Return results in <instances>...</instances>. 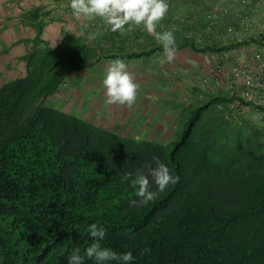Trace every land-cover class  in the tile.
<instances>
[{
	"label": "trees",
	"instance_id": "trees-1",
	"mask_svg": "<svg viewBox=\"0 0 264 264\" xmlns=\"http://www.w3.org/2000/svg\"><path fill=\"white\" fill-rule=\"evenodd\" d=\"M71 57L35 51L25 75L0 85V264H68L95 242L92 223L106 229L101 246L132 251L135 264H264V143L218 108L229 95L193 107L167 144L137 139L39 101ZM157 163L178 182L142 205L133 180Z\"/></svg>",
	"mask_w": 264,
	"mask_h": 264
},
{
	"label": "rangeland",
	"instance_id": "rangeland-1",
	"mask_svg": "<svg viewBox=\"0 0 264 264\" xmlns=\"http://www.w3.org/2000/svg\"><path fill=\"white\" fill-rule=\"evenodd\" d=\"M51 1L50 9L40 19H35L33 12L25 16L33 21L25 28L13 24L9 26L13 28L11 42H0V85L27 73L26 57L30 53L53 48L58 50L62 61L71 54L74 61L70 73L54 93L41 97L39 101L123 135L145 139L140 137L143 136L141 132H145V136L161 139L159 143L164 144L176 137L181 122L193 107L218 94L207 92L205 82L199 78L186 77L179 51L175 53L178 54L176 72H171L169 68L176 57L168 62L162 45L142 24L132 25L131 28L126 26L123 33L112 32L100 18L89 20L74 15L69 0ZM230 1L167 0L169 11L157 31L173 30L177 44L187 38L194 40L198 47L220 48L196 51L206 55V59L213 63L211 54L227 51L231 48L225 47L232 44L256 40V28L245 29L233 20L232 15L220 16L219 8L229 6ZM261 5L256 18L264 11ZM233 24L237 25V33L227 30L228 25ZM146 52L149 53L144 54ZM116 58L126 62L127 70L138 84L137 98L131 106L107 103L102 81L106 69ZM226 94L229 95V92ZM224 101L220 100L217 106L229 121L241 127L240 134L245 139L264 143V131L259 127L263 125L243 117H228L229 101ZM144 106L149 110L146 115L151 111L159 115L156 118L143 117ZM169 109L173 111L169 117L162 116Z\"/></svg>",
	"mask_w": 264,
	"mask_h": 264
},
{
	"label": "clouds",
	"instance_id": "clouds-1",
	"mask_svg": "<svg viewBox=\"0 0 264 264\" xmlns=\"http://www.w3.org/2000/svg\"><path fill=\"white\" fill-rule=\"evenodd\" d=\"M69 7L73 14L86 17L89 20L100 18L112 32L123 33L126 26L143 25L149 34L154 35L163 47L166 60L172 62L177 50L176 36L173 30L157 31L159 23L169 11L167 0H69ZM123 59L116 58L106 69L103 86L107 92V103L127 104L131 106L137 98L138 84L127 70ZM178 182V177L164 163H157L149 168L147 173L138 174L133 185L138 186L137 197L139 203L147 205L154 201L158 194L165 191L170 184ZM155 184V190L150 187ZM137 201H133L136 204ZM87 234L95 241L83 253L79 249L73 250L68 258V264H85V260H93L95 264H135L136 256L132 251L117 252L111 248L101 246L100 242L106 235L104 225L92 223ZM151 249H144L143 253L150 254Z\"/></svg>",
	"mask_w": 264,
	"mask_h": 264
},
{
	"label": "crops",
	"instance_id": "crops-1",
	"mask_svg": "<svg viewBox=\"0 0 264 264\" xmlns=\"http://www.w3.org/2000/svg\"><path fill=\"white\" fill-rule=\"evenodd\" d=\"M51 5V0H0V42H11L12 33L10 32H13V28L9 26H12L13 24L16 27L23 29L29 25L30 22H33L32 20L27 19L25 17L26 15L33 12L35 19H40L42 15L46 14L48 9H50ZM259 5H261V8H263L264 1H257L255 4H253L255 15H258L257 10ZM261 14L262 13H260V16ZM260 16L258 18H260ZM240 50H245L247 52L246 55L248 58L252 57L255 52H261L262 57L264 58V42L239 43L235 45V47L224 51L221 54L222 58H220L222 60L218 61L216 64L209 62V59H206V55L197 53L190 47L179 48L175 53H178L179 51L180 56H182L180 62L183 63L185 67L187 78H199L201 82H205L207 92L211 93V91H214L219 94L227 93L228 91L227 87L230 79V72L227 69L232 67L234 62L237 60L236 53ZM147 53L149 52L144 54ZM135 55H140V53ZM175 57L176 61L169 68L171 72H176L178 54H176ZM143 111L141 113L143 114V117L147 116L148 118H156L157 115H159V113L155 111H151L148 115H146V112L148 113L149 111L146 110V106H144ZM171 112L173 111L169 109L166 113L162 114V116L169 117ZM241 117H243L244 120L254 121L257 124L264 126V113L260 109L254 108L248 104L244 105ZM141 134L143 136L140 137H144L146 140L155 142L162 141L158 138L149 137L147 135L145 136V132H141Z\"/></svg>",
	"mask_w": 264,
	"mask_h": 264
},
{
	"label": "built area",
	"instance_id": "built-area-1",
	"mask_svg": "<svg viewBox=\"0 0 264 264\" xmlns=\"http://www.w3.org/2000/svg\"><path fill=\"white\" fill-rule=\"evenodd\" d=\"M253 4L254 0H231L229 6L219 8V13L220 16L232 15L233 20L245 29L256 28V40L252 42H264V12L260 18H256ZM227 30L232 33L238 32L235 24L228 25ZM222 53L211 54L214 64L222 60L220 59ZM246 54L245 50L238 51L237 60L227 69L230 72L227 87L230 98L227 116L235 119L241 117L245 104L258 108L264 113V58L261 52H255L250 58Z\"/></svg>",
	"mask_w": 264,
	"mask_h": 264
}]
</instances>
